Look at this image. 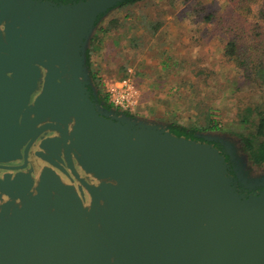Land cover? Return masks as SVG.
Returning <instances> with one entry per match:
<instances>
[{"label": "water", "instance_id": "water-1", "mask_svg": "<svg viewBox=\"0 0 264 264\" xmlns=\"http://www.w3.org/2000/svg\"><path fill=\"white\" fill-rule=\"evenodd\" d=\"M124 1L0 0V148L51 129L71 170L15 182L0 264H264V191L237 192L210 142L92 99L86 45Z\"/></svg>", "mask_w": 264, "mask_h": 264}, {"label": "rangeland", "instance_id": "rangeland-1", "mask_svg": "<svg viewBox=\"0 0 264 264\" xmlns=\"http://www.w3.org/2000/svg\"><path fill=\"white\" fill-rule=\"evenodd\" d=\"M115 7L103 14L86 45L90 91L107 96L108 82L131 74L139 96L128 116L165 128L178 122L208 142L224 135L237 145L243 169L259 173L242 149L246 138L264 141L260 116L242 118L248 107L264 116V84L248 79L225 57L233 37L252 44L244 35L252 19L229 0H138Z\"/></svg>", "mask_w": 264, "mask_h": 264}, {"label": "flooded vegetation", "instance_id": "flooded-vegetation-1", "mask_svg": "<svg viewBox=\"0 0 264 264\" xmlns=\"http://www.w3.org/2000/svg\"><path fill=\"white\" fill-rule=\"evenodd\" d=\"M89 89L92 90V87H89ZM91 93V97L96 103L102 102L94 95L93 91ZM37 94L38 92L32 94L31 101H34ZM9 125H12V127L16 125L18 129L21 130L22 116H20L17 121L13 122V124L9 123ZM39 133L37 139V136L33 137L32 135H30L28 139H23L24 137H21V147L14 151L0 148V225L10 217L15 210V206L23 201L19 195L23 194L24 190L22 188L16 189L15 182L17 180L33 179L34 183L30 191L32 193L37 188L45 168H55L60 175L66 179L68 178V172L71 173L64 154L58 157L55 153L54 155L42 149L40 146L44 139L55 137L57 132L51 129H45ZM194 136L202 142L206 141L203 136L198 133H194ZM244 140L245 144L242 151L248 154L253 166H257L256 168L260 169L259 173H255L254 170V172L250 174L243 169L237 152V145L224 135L215 136L209 142L217 147L221 154L225 156L228 175L232 179V185L236 188L237 192L248 197L260 194L264 191V170L259 168L261 164H264V158L258 160L253 155V150L260 153L259 149L264 146V141L255 143L248 138ZM48 157L54 160L62 169L55 167L53 163L48 160ZM11 191L13 192L12 194L17 193L18 197L12 198L10 196Z\"/></svg>", "mask_w": 264, "mask_h": 264}, {"label": "trees", "instance_id": "trees-1", "mask_svg": "<svg viewBox=\"0 0 264 264\" xmlns=\"http://www.w3.org/2000/svg\"><path fill=\"white\" fill-rule=\"evenodd\" d=\"M55 2H76L80 0H53ZM138 0H126L119 3L117 7H123L132 4ZM233 6L236 8L239 14L245 16L246 20L252 19L250 23V29L244 35H247L251 45H241L240 40L236 37L231 38L225 45V57L226 62L230 65H235L238 67L242 73L248 78L257 81L259 84H264V0H229ZM103 14L97 19L96 25L98 26L102 20ZM237 29H239L238 24L235 23ZM231 27V26H230ZM244 28L241 29L243 31ZM93 41L96 40V36L92 38ZM92 41V42H93ZM89 54V53H88ZM88 63L90 64V57L88 55ZM98 98L100 101L104 102L109 108H114L113 104L110 102L108 95L102 94V91L98 89ZM117 110V108H116ZM126 114L132 115L130 112L125 111ZM259 115V132L264 131V116L263 113L255 111L254 107H248L246 109V114L243 115V121H250V117ZM213 121V120H212ZM211 121V122H212ZM217 127V123L214 125L205 126L204 130H210ZM170 132L176 134L177 136H185L190 139L200 141L194 136L196 133L195 128H190L185 125H181L178 122H172L168 128ZM260 153L253 150V155L258 160L264 158V146L259 149ZM255 158V159H256Z\"/></svg>", "mask_w": 264, "mask_h": 264}, {"label": "built area", "instance_id": "built-area-1", "mask_svg": "<svg viewBox=\"0 0 264 264\" xmlns=\"http://www.w3.org/2000/svg\"><path fill=\"white\" fill-rule=\"evenodd\" d=\"M107 91L110 102L120 110L131 111L138 103L139 92L131 74L108 82Z\"/></svg>", "mask_w": 264, "mask_h": 264}]
</instances>
